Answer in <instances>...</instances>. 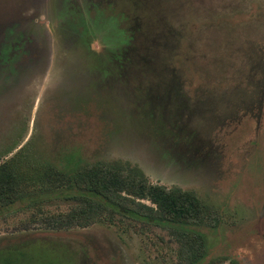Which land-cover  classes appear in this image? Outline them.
Wrapping results in <instances>:
<instances>
[{"label":"rangeland","instance_id":"1","mask_svg":"<svg viewBox=\"0 0 264 264\" xmlns=\"http://www.w3.org/2000/svg\"><path fill=\"white\" fill-rule=\"evenodd\" d=\"M96 163L195 197L201 264H264V0H0V172L30 196L0 208V249L186 264L142 221L45 228L76 206L57 173Z\"/></svg>","mask_w":264,"mask_h":264},{"label":"trees","instance_id":"2","mask_svg":"<svg viewBox=\"0 0 264 264\" xmlns=\"http://www.w3.org/2000/svg\"><path fill=\"white\" fill-rule=\"evenodd\" d=\"M4 174L0 172V208L30 197L20 192L12 177ZM57 179L60 186L68 183L67 189L60 191L68 194L66 198L71 194L76 206L67 215L49 220L45 228L60 231L87 228L101 221L112 225L116 219L119 222L142 221L174 230L179 237L181 258L186 264H201L205 259L203 235L192 229L199 225L195 221L202 220L201 208L192 195L176 188L150 184L138 171L124 169L118 164L96 163L75 171L62 170L57 173ZM27 247L0 249V264H16L17 257H21ZM63 261L60 258L58 263L63 264Z\"/></svg>","mask_w":264,"mask_h":264}]
</instances>
